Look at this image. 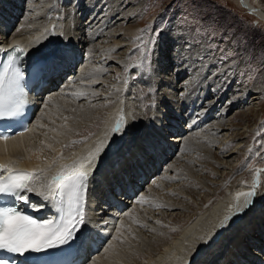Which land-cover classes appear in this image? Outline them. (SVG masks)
I'll return each instance as SVG.
<instances>
[{
	"label": "bare ground",
	"instance_id": "1",
	"mask_svg": "<svg viewBox=\"0 0 264 264\" xmlns=\"http://www.w3.org/2000/svg\"><path fill=\"white\" fill-rule=\"evenodd\" d=\"M17 1L20 2L21 0H0V52L8 45L18 42L26 50H30V54L27 58H31L32 56H41L48 52L44 51L37 53L36 51H39L40 48H47L51 44L54 45L58 43L59 49L63 47L69 50L72 55L56 73L46 78V80L49 81L47 87L52 86V88H47L46 97L42 95L37 103L38 112L36 116L34 115V117H32L31 131H26L23 135L19 134L13 136L7 141H0V160L10 165L19 164L30 167L32 170L37 167L45 168L47 169V176L50 178L55 175L61 164L73 163L75 159V157H72L73 153L79 157H86L88 152L96 147L98 141L104 140L106 136L110 140V142L106 141L108 146L104 149L98 161H96L93 166H88L86 161H83V165L93 169L90 192L94 199L99 198L103 200L109 198V194H113L114 187L116 186L123 192L122 195L117 197L120 201L117 206L121 211L116 209L115 203H111L108 204V209H106L105 206L99 208L103 210V212L99 211L89 216V220L94 224L90 223L86 226V233L92 238L93 242L99 241V244L98 250L87 258L84 264H185V261H189V264H264V203H261L263 201L261 200V196L264 194V185L259 188L258 191L256 188V195L252 198L251 205L245 207L246 198L244 196H240L239 199H237V193L251 191L253 183L248 187L239 186L235 190L229 191V193L210 208V210L198 215L194 222L186 228H183L177 237L163 245L162 250L150 251V244L155 245L154 239H150L149 243H144L142 248L145 249L147 253L142 254V249L137 250L135 247L136 242L140 244L144 242L143 233L145 231L153 233L158 227H161L159 230L162 229V219L158 220L155 216L157 214L164 215L165 212H158L154 215V210L151 209L152 206L156 207V209L166 211H172L176 208L181 209V206L171 201V197L168 198V196H176L177 199L180 200L188 199L189 195L194 198L192 196L194 187L210 191V189L206 187L209 188L210 184L214 183L211 181H202L201 178L194 177L190 172H187V170L183 171V166L182 168L179 167L180 160H189V158H186L187 154L184 159H182L184 153L192 150L191 146H194L198 140L203 139L205 141L207 137L219 135L222 131H227V128H233L234 125H228L227 127L224 125V122L223 124L214 122V114H217L214 110L216 100L212 101L209 105L207 104L208 107H205L204 98L206 96V90L201 89V86H199L201 87L199 91L196 89L192 96L190 95V98L188 97L189 99L183 102L185 106L178 109V113H176L174 109L172 111H174L175 114L172 113L170 115L171 112H169V114L166 112L167 105L169 106L172 104L170 101L173 100L168 99L171 95L168 96L164 94L166 91L164 93H159L161 96L157 95L155 97L158 101L157 104H159L157 110L148 113L145 112L144 109H139L141 107L140 102L139 104L133 103V99L136 97L131 98L132 95L130 93L133 92V90H131V83H125V79L121 81L117 76H108L106 67H103V69L100 67L91 68L89 65L90 69L86 68L92 60L104 58L107 57V55L109 57L105 60L111 62L109 63L110 65L118 64L121 67V65H123V63L125 64V61L128 60L124 54L120 57L116 56L115 49L123 46L122 42L116 40V37H118L117 34L120 35L121 33L120 30L116 31V34H112V29L111 33L108 30L110 33L106 32V35L109 34L108 37H100L104 33L103 31L108 29L106 27L105 30H101V28H104L105 24L107 25L108 19L111 16L105 19L107 23L104 25V22L102 24V21L98 22L103 25V27H94L95 31H92V29L90 30L92 26L91 21V24L89 23L91 26L89 27V25H87L89 30L92 31V33H90L86 28L88 30L87 34L92 37L89 41H93L91 49L89 51L85 49L86 53L88 51L85 57L89 62L87 61L88 64L85 67L79 65L78 69H75L73 63L78 64L84 57V55H82L83 49L81 50L80 48L81 45H84L85 41L87 42V38L83 41L82 39L84 37L82 38L80 36L82 38L80 39L78 36L79 34L77 35L76 33L75 35L71 33V29H68L70 24L66 23L64 20H60L57 16H54L48 21H44L46 15L39 14L45 8L44 2L40 0H31L29 2L28 6L33 11L32 14L28 15L31 17L30 21L26 18V21L19 26L16 32L14 31L15 29H11L10 31V28L16 20V15L19 16L21 10L19 2ZM63 1L69 3L71 8H75V10L78 8V3H80V1L77 2V0ZM236 1L242 9H246L251 14L264 20V7L259 0ZM86 6H88V4ZM47 8L49 7L47 6ZM107 11H109V9H107ZM107 11L102 14L106 15V13H108ZM85 13L89 12L87 11L83 14ZM38 14L40 17L37 18V16H39ZM91 14L92 19L96 13L91 12L90 15ZM128 14L130 13L128 12ZM39 18L41 20L38 22L37 19ZM100 18L101 16L96 19V22L100 20ZM127 18L123 17L122 19L125 21ZM46 19L47 17L45 20ZM112 25V27H114V24ZM97 26L99 25L97 24ZM96 28L98 29L96 30ZM82 29L80 31H82ZM72 31L75 32V30ZM130 32L133 34L134 31ZM96 35L97 37L100 35L99 37L102 41H95L97 38L95 37ZM122 35L123 34H121V36ZM76 43H78L79 46H77ZM82 48H84V46ZM204 56L207 55L204 54ZM162 62L163 61H161V63ZM166 62L167 61L164 60L163 65H165ZM122 67L128 68L126 65ZM72 73L74 77L73 80L71 79ZM136 77L137 75L133 76L134 79ZM63 80L65 81L62 83ZM162 82L164 81H159L155 78L153 83L158 85ZM80 92H86L87 95L80 96ZM94 92L98 93V95H93ZM139 92L138 95L144 97L147 90L143 88ZM249 94L243 96V99H246ZM255 94L257 93L255 92L253 95ZM196 96L197 98H195ZM91 100H103V102H105V106L102 107V109L105 110L103 115L95 111L96 109L92 107L90 109L89 105L91 104ZM152 100L153 99L150 98L143 102L146 111H149L153 107L151 105L150 108ZM84 101H86V103L81 105V102ZM173 102H175V100ZM82 107L84 109V117L73 114V109L77 111ZM196 107H198L197 110H195ZM121 110L125 131L122 135L118 134L113 137L110 129L115 126L117 119L120 118ZM98 113L99 115L97 116ZM211 113H213V116ZM223 113V111H220L218 115L222 116L224 115ZM168 115L170 116L168 117ZM148 116L151 118L149 119L150 121L146 119ZM64 117H69L67 125L68 129H71V131L68 129H59L58 126L65 122L63 119ZM212 117L214 122L213 125L210 121ZM162 118H164V121L161 120ZM98 119H101V121ZM53 120H55V125L51 123ZM41 124L44 125V127H40L39 125ZM199 125L201 126L199 127ZM98 126H100L99 130L88 140L84 141L88 135L85 137L83 135L89 133L87 132V127L95 130ZM52 127H57L59 131L63 132V135L57 136L56 140H53L52 137L56 136V134L49 131ZM190 129L196 131L193 133L189 132V134L188 131H192ZM169 133L175 134V136L170 138L168 135ZM185 134H189L187 137L188 139L183 138L184 141H182L183 139L180 141L179 137L182 135L185 136ZM167 135L168 138H166ZM80 140L82 143H79ZM213 140L214 139H210V141ZM223 143L225 144L219 147L222 152L226 151L225 149L227 147L225 145L230 146L233 144V141L230 140L228 143L224 141ZM49 144L52 145V148L48 147ZM65 145H68V147H65ZM180 147L182 152L179 154L177 153L178 157L175 154L176 156L173 159L172 155L176 153L174 152L175 149H180ZM240 147L241 145L239 148ZM52 149H55V151ZM158 149L159 151L156 152ZM130 150H137V154L134 152L133 155H129L126 159L125 156L131 152ZM152 150H155V152ZM238 150L233 151L231 155L238 153ZM60 156H63L64 159H58L55 164H52V158ZM68 157H72V159H68ZM142 158H145V160H141ZM120 159L121 163L118 164ZM168 160L172 161L170 165H168ZM49 165L52 166L49 167ZM217 165L222 166L218 163ZM179 172L181 174H179ZM213 172V174L219 176V173ZM182 176L183 179H181ZM142 177H145V180L146 178L150 180L152 177L154 181L155 179L156 181L152 186L144 187L145 182H141ZM181 181L189 182L188 189L186 186L185 189L181 190L182 187L178 186ZM143 188H146L144 192L141 190ZM122 196H126V198L123 199ZM140 197L145 198L144 202H138ZM254 199L256 201L260 200L261 202L259 201L256 204V201H253ZM123 203L126 205H123ZM129 206H132L131 210L128 208ZM238 208H243L244 210L238 212ZM169 216L172 215L169 214ZM225 217H230V219L224 222ZM157 221H160V223H157ZM185 221L186 223L189 222V220ZM172 222H179V224H181L180 219H176ZM221 222H224L223 226H221ZM242 222L245 223L242 224ZM253 222H255L256 226ZM259 223L260 226H258ZM257 227H259L260 230V238L257 239L258 243L252 238L254 237V231L258 230ZM117 229H119V232H117ZM250 229H252V231ZM201 237H204L207 242L201 240ZM250 240H252V243H250ZM85 248L88 249L89 246L86 245ZM124 250H126L125 255L123 253ZM226 250H230L229 254L225 252ZM259 250L261 252H259ZM136 256L139 257L137 258Z\"/></svg>",
	"mask_w": 264,
	"mask_h": 264
},
{
	"label": "rangeland",
	"instance_id": "2",
	"mask_svg": "<svg viewBox=\"0 0 264 264\" xmlns=\"http://www.w3.org/2000/svg\"><path fill=\"white\" fill-rule=\"evenodd\" d=\"M30 1H17L19 2L21 10L19 16L16 15V20L10 28V31L11 29H15L14 31L16 32L19 26L26 21V18L30 21L31 17L28 15L33 13L28 6ZM40 1L44 2L45 7L39 13L46 15L45 18L47 17V19L45 20L44 18V21H48L54 16H57L60 20H64L70 24L68 29H71V33L75 35L76 33L77 35L79 34L80 39L84 37L82 39L83 41L87 38V42L85 41L83 45L84 48H82V45L80 48L81 50L83 49L82 55L84 57L79 63L77 62L78 64L75 65V69H78L79 65L85 67L89 62L85 57L93 44V41H89L92 37L87 34L89 27L92 25L93 27L91 26L90 30L95 31L94 27H103L107 23L105 19L111 16L108 19L107 25L105 24L104 28H101L102 31L106 27L108 29L103 31L104 35L101 33L103 36H99L106 38L112 30V34H116V31L120 30L121 33L120 35L117 34L118 37H116V40L122 42L123 46L115 49L116 56L120 57L124 54L128 60L123 65H126L128 68L122 67L123 65L120 67L118 64L110 65L109 63L111 62L106 61L108 59L107 57H109L108 55L104 58L94 59L95 62L92 60L86 68H89V65L91 68L100 67L103 69V67H106L108 76H117L119 80L122 81L125 79V83H131V90H133L130 93L132 95L131 98H137L133 99V103L139 104L140 102L141 107L139 109H144L148 113L157 110L159 104H157L158 101L155 97L157 95L161 96L159 93L166 91L164 94L172 96V98L171 96L170 98L167 96L169 100L173 99L170 101L172 104L167 105V107L165 105L166 112L168 114L171 112V115L174 113L172 111L173 109L178 113V109L185 106L183 102L189 99V96H192L196 89L199 91V88L202 87L201 89L206 90V96L204 98L205 107H208L212 101L216 100L214 110L217 114H214V122L222 124L224 122V125L227 127L228 125H234L233 128H227V131H222L219 135L207 137L205 141L203 139H197L198 141H195L196 144L194 142L195 145L191 146L193 151L190 150L184 153L182 159L187 154L186 158H189V160H180L179 167L182 168L183 166V171L187 170L194 177L201 178L202 181H211L214 183H211L209 188L206 187L210 191L194 187L192 191L194 198L189 195L188 199L180 200L176 196H168V198L171 197V201L176 204L178 203L181 209L176 208L172 211H166L156 209V207L152 206L151 209L154 210V215L158 212H165L164 215L157 214L155 216L158 220L162 219V229L159 230L161 227H158L157 230L154 228L155 231L153 233L145 231L143 233L144 242L141 244L136 242L135 247L137 250L142 249V254L147 253L142 247L144 243H149L150 239L155 240V245L150 244L149 246L150 251L162 250L163 245L177 237L183 228H186L194 222L198 215L210 210L229 191L235 190L239 186H250L257 175L260 182L257 191L263 187L264 147H261V145H264V20L251 14L246 9H242L236 0H77L80 3H78L79 5L77 4L78 6L76 5L78 7L76 10L75 8L72 9L70 4L63 0ZM259 1L264 7V0ZM87 4L88 6H86ZM87 11L89 13L83 14ZM105 11L108 13L103 15L102 13ZM43 12L47 13L45 14ZM91 12L96 13L92 19ZM99 16L101 18L96 22ZM123 17L127 19L123 21ZM37 20L39 22L41 19L39 18ZM98 22H101V24L104 23L101 25ZM112 24H114V27H112ZM85 25H89V27ZM81 29L82 31H80ZM72 30H75V32ZM90 30L89 32L92 33ZM130 31H134L133 34ZM106 32L109 34L107 33L108 35H106ZM156 33H159V35H156ZM121 34L123 35L121 36ZM99 36H95L97 37L95 41H102ZM150 40L154 41V43H147ZM76 45L79 46L78 43ZM58 47V43H55L54 45H49L47 48L42 47L36 52H49ZM62 49L64 48L62 47ZM85 49L88 50L87 53ZM204 54L207 56H204ZM164 60L167 61L165 65H163ZM161 61L163 62L161 63ZM135 75L137 77L134 79L133 76ZM155 78L164 82L156 85L153 83ZM143 88L147 90L144 97L138 95L140 93L139 91ZM255 92L257 94L253 95ZM246 94L249 95L246 99H243V96H246ZM150 98L153 99L151 104L149 103L150 108L151 105L153 107L149 111H146L143 102ZM174 100L175 102H173ZM93 101L91 100V104L89 105L90 109L92 107L96 109L95 111L103 115L105 110L102 107L105 106V102L103 100ZM85 103L86 101L81 102V105ZM37 108L38 105L34 110L33 117L38 112ZM197 109L198 107L195 108V110ZM220 111H223L224 115H218ZM73 114L84 117L83 107L73 112ZM211 114L213 116V113ZM149 117H146L148 121L151 119ZM211 119L210 121L213 125V117ZM98 120L101 121V119ZM161 120L164 121V118ZM99 127L95 130L87 127V132L89 133L83 135L84 137L88 135L84 141L92 137L99 130ZM190 130L192 131H188V133L196 131L193 129ZM189 134L179 137L180 141L183 138L188 139ZM168 135L170 138L175 136V134L171 133ZM168 135L166 138H168ZM210 139L214 140L210 141ZM223 140L226 143L230 140L233 141L232 145H225L227 148L224 152L219 148L225 144ZM79 143H82V141L80 140ZM240 145L241 147L239 148ZM237 150L238 153L231 155L233 151ZM130 151L125 156L126 159L129 155H133L134 152L137 154V150ZM152 151L155 152V150ZM158 151L159 149L156 152ZM174 152L176 153L172 155L173 159L176 155L178 157V154L182 152L181 147L180 149H175ZM141 160H145V158ZM119 161L118 164L121 163V159ZM171 162L170 160L168 165ZM217 163L222 166L217 165ZM257 169L260 170L259 174L257 173ZM213 171L219 173V176L213 174ZM179 174L181 173L179 172ZM181 179H183V176ZM155 181L146 178L144 187L152 186ZM188 184V181H181L178 186L182 187L181 190H183L186 186L188 189ZM145 189H141L143 190L142 192ZM263 195L261 196V200L263 201L261 202L259 200L261 203H264ZM253 201L255 202L256 200L254 199ZM259 201L257 200L255 203L257 204ZM123 205L126 204L123 203ZM128 208L131 210L132 206ZM169 214L172 216H169ZM176 219H180L181 224L179 222H172ZM185 220H189V222L186 223ZM244 223L242 222V224ZM253 223L255 224V222ZM258 226H260V223ZM257 229L254 231V237H252L256 243H258L257 239L260 238L259 227ZM250 230L252 231V229ZM250 243H252V240H250ZM124 251L123 253L125 255L126 250ZM229 251L226 250L225 252L229 254ZM259 252L261 251L259 250ZM136 257L138 258L139 256Z\"/></svg>",
	"mask_w": 264,
	"mask_h": 264
},
{
	"label": "snow or ice",
	"instance_id": "3",
	"mask_svg": "<svg viewBox=\"0 0 264 264\" xmlns=\"http://www.w3.org/2000/svg\"><path fill=\"white\" fill-rule=\"evenodd\" d=\"M147 43H154V41L150 40ZM29 54L30 50L14 46L5 54V59L0 61V120L12 122L8 125L7 131L0 132V140L11 139V136L16 134L11 131L12 124L23 121L27 99L21 86L24 78L21 63ZM71 55L69 50L59 48L42 54L30 64L31 78L37 82L43 81L49 75L56 73ZM79 95L85 96L87 93L80 92ZM93 95L98 93L94 92ZM72 111L75 112L76 109ZM63 119L65 122L58 127L68 129L69 117ZM51 123L55 125V120ZM39 126L44 127L42 124ZM68 130L71 131V129ZM25 131H31V129L25 126L19 134L23 135ZM49 131L56 134L52 137L53 140L63 135L57 127H52ZM110 131L113 137L124 133L122 110L120 118ZM106 141L110 142L107 136L104 140L98 141L96 147L90 150L86 157H79L73 153L72 157H75L73 163L61 164L55 175L50 178L45 168L37 167L28 171L14 169L10 164H0V264H19L14 258L4 256L5 252L23 257V264H78L74 253L81 245L90 241L86 229L81 231L86 225L84 194L87 191L88 181V173L82 170L83 161H86L88 166H93L108 146ZM48 147L52 148V145L49 144ZM52 150L55 151V149ZM58 159H64V157H53L52 164H55ZM259 171L257 169L258 174ZM259 183L257 175L253 180L251 191L237 193V199L240 196L246 198L245 207L252 204V198L256 195L255 190ZM29 194H35L42 200L48 201L51 207L56 209L55 218L39 220L22 211L16 202L24 201L27 204ZM144 200V197H140L138 202L142 203ZM243 210V208L237 209L238 212ZM228 219L230 217H225L224 222ZM224 222H221V226ZM200 239L207 242L204 237ZM185 264H189V261H185Z\"/></svg>",
	"mask_w": 264,
	"mask_h": 264
}]
</instances>
